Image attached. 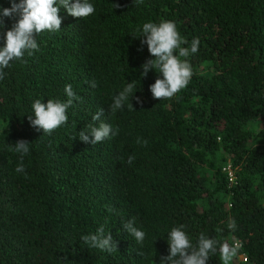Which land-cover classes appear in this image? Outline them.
<instances>
[{"label": "trees", "instance_id": "16d2710c", "mask_svg": "<svg viewBox=\"0 0 264 264\" xmlns=\"http://www.w3.org/2000/svg\"><path fill=\"white\" fill-rule=\"evenodd\" d=\"M89 2L87 18L61 8V30L40 33L39 51L10 62L0 80V264H160L180 225L193 243L200 233L239 240L243 261L233 264H264V0ZM12 3L0 0V14ZM19 18L4 17L3 34ZM162 20L176 22L185 47L196 37L200 45L187 58V87L156 100L158 73L142 78L153 57L136 29ZM133 80L124 108L111 114ZM69 84L80 99L66 125L38 131L32 104L66 102ZM101 108L97 126L107 122L113 134L84 143L79 132ZM20 140L32 144L18 173L12 144ZM132 218L146 233L142 244L123 228ZM100 226L118 251L81 239ZM208 264H222L219 252Z\"/></svg>", "mask_w": 264, "mask_h": 264}, {"label": "clouds", "instance_id": "9594fccd", "mask_svg": "<svg viewBox=\"0 0 264 264\" xmlns=\"http://www.w3.org/2000/svg\"><path fill=\"white\" fill-rule=\"evenodd\" d=\"M115 9L118 4H113ZM61 8L67 9V13L75 18H87L95 12V7L89 0H21L12 7L2 10L0 14V40H3V47H0V80L6 76L4 69L11 66L10 62L22 60L25 54L31 56L39 51L37 36L45 30L56 32L61 30L62 18L60 16ZM19 15V20L13 27L3 34L5 28L4 17H11L13 14ZM136 32L141 33L138 38L141 44L148 46V51L153 59H148L142 66V78L147 77L148 73L155 70L158 78L150 86L152 96L156 100L172 98L180 90L187 87L192 76L193 69L190 61L187 59L198 52L200 39L194 38L190 46L187 39L183 38L174 20H162L158 24L154 22L144 23ZM133 36V35H132ZM133 38H137L133 36ZM136 86L135 81L127 83L126 87L113 97V102L109 105L111 114L117 110H122L129 96L133 93ZM92 87H96L95 82ZM65 93L67 101L49 99L45 104L37 99L32 104L33 115L28 119L31 125L38 131L43 130L44 134L51 135L53 130L62 125H66L69 117L66 114L68 109L73 106L74 100L80 97L73 91L72 86L66 85ZM134 97L132 95L131 99ZM137 102L142 103L137 97ZM133 108L132 103L129 105ZM104 112L99 109L92 117L93 123L88 124L85 129L79 132V139L84 143L95 145L113 134L111 124L97 121L101 120ZM116 129V134H118ZM91 137V139H90ZM141 143V140H137ZM26 140H20L13 145L12 150L21 154V160L16 168L18 173L24 172L23 156L29 154L30 145ZM147 145V141H143ZM135 157L130 155L128 163L132 164ZM185 225L173 227L168 234V244L170 254L160 258V264H208L212 256L219 252V258L222 264H233L234 258L238 256L242 244L239 240L233 239L220 241L216 238H210L204 233H200L196 243L192 242L191 237L186 233ZM130 235L135 238L137 244H142L146 233L135 226V218L127 221L123 225ZM228 228L235 230L237 224L235 220H229ZM81 239L88 244L90 248L100 249L109 253L118 251L117 243L114 241L111 233L105 236L103 226H100L94 234L84 235Z\"/></svg>", "mask_w": 264, "mask_h": 264}, {"label": "rangeland", "instance_id": "374dc122", "mask_svg": "<svg viewBox=\"0 0 264 264\" xmlns=\"http://www.w3.org/2000/svg\"><path fill=\"white\" fill-rule=\"evenodd\" d=\"M238 261H243V256H238Z\"/></svg>", "mask_w": 264, "mask_h": 264}]
</instances>
